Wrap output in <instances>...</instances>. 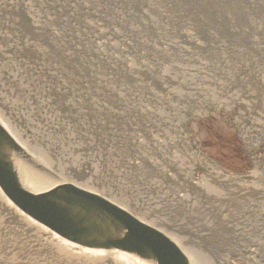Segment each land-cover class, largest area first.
Masks as SVG:
<instances>
[{
	"label": "water",
	"instance_id": "95a60500",
	"mask_svg": "<svg viewBox=\"0 0 264 264\" xmlns=\"http://www.w3.org/2000/svg\"><path fill=\"white\" fill-rule=\"evenodd\" d=\"M175 1L183 8H175L177 19L165 28L180 27L190 38L180 36L177 29L173 41L163 42L139 37L137 28L130 27L127 32L124 22L117 19L116 0H0V219L5 218L0 223L8 225L0 238L3 251L2 239L16 234L20 242L31 219L68 241L70 247L50 234L51 239L38 249L58 257L61 264H191V259L196 264H213L218 252L211 249L221 244L220 232L238 236V228L223 226L218 214L214 229L207 232L195 222L190 236L184 235L187 250L183 240L176 238H182L181 232H166V222L176 228L190 225L188 218L187 225L183 223L176 210L165 211L168 206L190 204L199 207V215L205 212L215 220L213 202L222 197L219 194L228 196L226 188L235 182L215 185L207 180L205 196L212 195V201L201 202L203 198L185 188L186 192L180 193L183 200L176 198L174 203L171 191L178 192V185L187 186L176 166L182 171L183 166L187 168L190 160L186 155L192 149L181 153L174 165L170 154L165 158L159 146L140 151L138 137L158 126L149 125L152 121L175 122L168 128H175L172 134L180 132L186 120L184 110L193 104H201L196 110L208 107L215 113L219 108V113L226 115L235 102L245 108H264L259 100L249 101L252 94H264V0H192L204 8L201 18L187 0ZM127 3L147 10L153 18L159 11L154 2L151 12L146 5ZM96 5H101V10L96 11ZM148 14L135 11V18L129 21L148 22ZM200 25L197 42L195 33ZM116 28L121 32L108 31ZM107 34L111 40H122L123 45L112 49V43L103 42L102 36ZM118 51L119 61L108 62ZM223 51L226 53L221 54ZM145 52L152 53L147 65L153 71H146L147 59L140 54ZM111 68L122 72L114 73ZM146 85H150L147 91ZM183 88L187 90L181 96ZM153 89L166 99L162 104L158 98L152 99L156 95ZM145 92L152 109H144ZM173 94L177 97L168 107ZM180 96L184 100L178 101ZM157 102L159 106L154 107ZM90 108L91 113H86ZM256 128L259 137L262 132ZM153 149L156 151L150 152ZM150 159L158 161L152 164ZM258 161L264 169V157ZM176 173L174 182L177 176L171 177ZM200 174L195 167L194 177ZM118 176L122 195H128L130 187L137 189L136 185L149 192L148 207L136 210L153 225L117 201L118 193L109 185ZM252 191L248 187L234 197L229 220L239 217L235 206L248 201ZM262 197L254 202L260 215L253 210L251 219L258 228L250 234L251 241L258 238L261 245ZM155 207L163 219L156 223L151 215ZM14 228L21 231L13 232ZM244 228L242 224L240 229ZM73 244L124 255L121 258L113 252L104 257L102 252L81 251ZM6 254L0 257V264L9 263Z\"/></svg>",
	"mask_w": 264,
	"mask_h": 264
},
{
	"label": "rangeland",
	"instance_id": "374dc122",
	"mask_svg": "<svg viewBox=\"0 0 264 264\" xmlns=\"http://www.w3.org/2000/svg\"><path fill=\"white\" fill-rule=\"evenodd\" d=\"M212 116V119H202V124H206L205 128L201 127L200 130H196L195 126H193L194 129V136L197 138L198 141L202 142V146L199 145V149L203 147L207 152L220 154L221 157L226 159V162H228L227 158L231 154L230 147L232 145L224 140L223 135V141L221 140V133L219 131L227 130L228 127L225 125V121L227 119H222L220 121L216 120L215 113H209ZM224 118H227L226 114L221 115ZM199 123V122H198ZM219 129V130H218ZM220 157V156H219ZM232 158V157H231Z\"/></svg>",
	"mask_w": 264,
	"mask_h": 264
}]
</instances>
